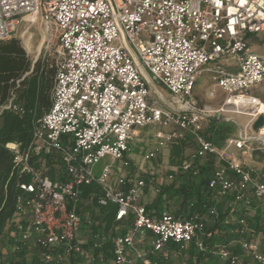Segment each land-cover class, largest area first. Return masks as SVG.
Masks as SVG:
<instances>
[{"label":"built area","instance_id":"obj_1","mask_svg":"<svg viewBox=\"0 0 264 264\" xmlns=\"http://www.w3.org/2000/svg\"><path fill=\"white\" fill-rule=\"evenodd\" d=\"M26 21L53 33L60 59L51 107L34 124L30 144L6 145L19 177L8 223L14 242L36 247L46 264H103L108 238L96 217L113 204L121 228L132 221L113 240V264H158L153 258L181 256L191 244L203 251L222 237L220 227L239 239L212 244L213 254L230 264H264V166L255 168L264 157V127L253 130L264 103L249 94L264 85V54L252 47L264 36V0H0V42ZM204 73L214 86L208 99L216 89L224 94L217 109L194 97ZM5 113L24 114L13 89L0 102V117ZM229 115L248 119L237 136L207 133ZM150 126L167 131L153 135L143 162L158 161L168 144L195 143L165 181L179 187L208 167L211 203L203 212L192 211L197 200L184 217L166 209L153 216L140 203L148 186L157 194L161 188L155 172L139 171L128 157L139 129ZM107 157L122 164L116 177L111 165L95 174ZM93 184L100 192L84 197L81 188Z\"/></svg>","mask_w":264,"mask_h":264},{"label":"trees","instance_id":"obj_2","mask_svg":"<svg viewBox=\"0 0 264 264\" xmlns=\"http://www.w3.org/2000/svg\"><path fill=\"white\" fill-rule=\"evenodd\" d=\"M32 72L23 79V76ZM56 76V65L39 60L33 66L27 57L26 51L21 42L16 38L0 42V102L5 100L9 90L13 89L17 94V101L24 107V114L5 113L0 117V264H46L38 256V250L33 245H17L10 237L11 229L9 221L15 215V203L19 194V177L14 170L13 155L6 148L9 143L18 144L22 149L26 148L32 139L34 124L51 107L52 89ZM23 79V80H22ZM22 80L16 87V81ZM216 124L210 127V133L215 134ZM174 156H179V151H174ZM174 163V162H173ZM209 168L204 167L202 175L196 181H185L175 188V184L160 188L155 201L147 206L148 212L158 216L168 208L169 199L178 196L181 206L173 211L176 217H184L188 204L197 200L193 212H203L204 206L211 203L210 193L206 188ZM82 195L85 197L92 192L99 193L100 187L97 184L83 186ZM116 205L110 204L101 208V217H96L106 224L108 230L113 229L115 222ZM131 218L126 220L119 230V234L126 233L124 226L131 224ZM253 226V223L250 222ZM257 227V225H255ZM228 228L220 227L223 235L206 243L203 251H196L194 244H191L187 251L167 261L161 258H153L158 264H230L229 261L221 260L212 253L210 246L214 243L229 245L232 241L238 240V236L226 234ZM106 230V227H105ZM107 234L108 241L102 250L105 260H113V240L115 233ZM235 253L241 254V248L237 245L233 248ZM98 255V253H96ZM179 262H173V260ZM248 262V261H247ZM249 263V262H248ZM245 263V264H248ZM72 264H100L90 263L80 258L72 261Z\"/></svg>","mask_w":264,"mask_h":264},{"label":"rangeland","instance_id":"obj_3","mask_svg":"<svg viewBox=\"0 0 264 264\" xmlns=\"http://www.w3.org/2000/svg\"><path fill=\"white\" fill-rule=\"evenodd\" d=\"M263 37H260V39H262L261 42L260 39L253 40L252 47L254 48V50L264 54ZM12 38H16L21 42L23 48L26 51L28 60L32 65L37 63L39 60L50 65H56V63L60 59V56L58 54L59 47L57 40L53 36V33L46 32L45 26L40 21L33 23L27 21L24 22ZM26 42L30 45V51L26 49ZM213 88V81H211L210 75L204 73L203 75L199 76L197 80L194 89V97L201 104H208L212 106L213 109H217L218 107H220L219 102L223 100L224 94L219 89H216L218 90L217 99L215 101H208L207 93ZM162 92L166 98L170 97L169 92L167 90L162 89ZM249 94L261 98L262 102L264 103V85L251 89L249 91ZM229 117H233L236 123L232 121L225 123H217L216 128L218 132H215L216 136H237L239 132V126L241 128H244L248 121V119L244 116L229 115ZM210 127L211 125H209L207 128L208 133H210ZM159 130L166 132L167 128H163L161 126H150L147 128L139 129L140 135L135 138L134 142H132L131 152L128 153V157L133 163H138L140 165H162V167L160 168V178H162L166 175L168 171V163L170 164V162H174L179 165L181 159L186 154L194 150V144L191 142V140L181 141L178 144H168L167 147L163 148L158 161L143 162L145 153L151 148V145L154 141L153 135ZM218 142H220V140H218ZM174 151H179L180 155L174 156ZM260 163L261 164L258 166L255 165V168L262 169V166H264V164H262L264 163V157H262ZM106 165L112 166L114 177H116L119 174L118 170L122 164L120 161H113L110 157H107L95 167V174L99 175L103 167ZM144 168H146V166ZM173 262L178 263L179 260L174 259ZM103 264H111V260H105Z\"/></svg>","mask_w":264,"mask_h":264},{"label":"crops","instance_id":"obj_4","mask_svg":"<svg viewBox=\"0 0 264 264\" xmlns=\"http://www.w3.org/2000/svg\"><path fill=\"white\" fill-rule=\"evenodd\" d=\"M211 78V77H210ZM212 81V80H211ZM214 89V88H213ZM218 90H216V99H217V92ZM208 94V93H207ZM215 99V100H216ZM197 100V99H196ZM207 100L208 101H211V100H209L208 99V96H207ZM215 100H213V101H215ZM222 102V101H221ZM221 102H219L220 104H221ZM208 133V132H207ZM208 134H210V133H208ZM193 144H194V150H195V148H196V146H195V143L193 142V141H191ZM178 144V143H177ZM193 150V151H194ZM192 151V152H193ZM191 153V152H190ZM173 163V162H172ZM171 162H170V164L168 163V165H167V169H168V171H167V173L166 174H168V173H171V172H173V171H175V170H177V167L179 166V165H177L176 163H173L172 164ZM136 167H138L139 168V171H140V166L142 167V169L144 170V171H147V172H151V171H153V172H155L156 173V175H158V178H159V181H160V183H161V187H163V186H168V184L166 183V181H165V176L164 177H162V178H160V176H161V167H162V165H140V164H138V163H133ZM146 166V168H144ZM175 188H177V185L175 186ZM156 197H157V193L155 192V188L154 187H152V186H148L146 189H145V191H144V194H143V196L141 197V199H140V203L141 204H144L146 207L147 206H149V205H151L154 201H155V199H156ZM181 206V201L179 200V197L178 196H174L173 198H171V199H169V201H168V208L169 209H166V210H169V211H171L172 213H173V211H177L178 209H179V207ZM102 218V217H101ZM104 225H105V227H106V230L105 231H107L109 234L110 233H115V234H119V230L121 229V227L119 226V224H115L114 226H113V229H111L110 231L108 230V228H107V226H106V224L104 223ZM10 237H11V239H12V236H13V233L12 232H10ZM81 241H82V243H83V246H84V248H86V250H88L89 249V242H90V233L87 231V230H84L82 233H81ZM111 264H113V262L111 261Z\"/></svg>","mask_w":264,"mask_h":264},{"label":"water","instance_id":"obj_5","mask_svg":"<svg viewBox=\"0 0 264 264\" xmlns=\"http://www.w3.org/2000/svg\"><path fill=\"white\" fill-rule=\"evenodd\" d=\"M230 121L235 122V119L233 117L221 116L219 123H225ZM263 127H264V116L262 115L254 122L253 130L258 131Z\"/></svg>","mask_w":264,"mask_h":264},{"label":"bare ground","instance_id":"obj_6","mask_svg":"<svg viewBox=\"0 0 264 264\" xmlns=\"http://www.w3.org/2000/svg\"><path fill=\"white\" fill-rule=\"evenodd\" d=\"M26 49L28 50V51H30V45L26 42ZM239 109H241V108H239Z\"/></svg>","mask_w":264,"mask_h":264}]
</instances>
